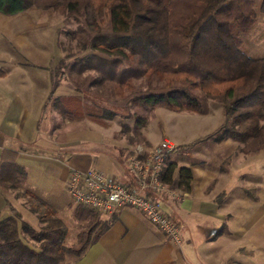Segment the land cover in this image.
<instances>
[{"label": "trees", "instance_id": "obj_1", "mask_svg": "<svg viewBox=\"0 0 264 264\" xmlns=\"http://www.w3.org/2000/svg\"><path fill=\"white\" fill-rule=\"evenodd\" d=\"M257 7L255 0H0L3 15L45 11L74 22L66 35L84 55L66 66L62 59L56 68V73L63 68L64 78L54 90L66 81L74 91L54 101L64 118L122 113L134 119L132 127L122 124L134 146L140 140L146 144L142 129L158 109L208 115L214 102L224 122L187 148L229 140L247 155L264 151V58H251L242 47V34L258 22L264 0ZM14 158L8 152L0 163L4 194L25 181L26 172ZM176 170V164L168 165L163 182L170 184ZM192 179L190 168L179 169L186 191ZM25 195L43 226L36 231L13 208L14 214L0 221V264H66L108 228L101 213L76 206L72 218L81 226L76 242L68 245L62 219L38 197ZM22 232L39 247L29 245Z\"/></svg>", "mask_w": 264, "mask_h": 264}, {"label": "crops", "instance_id": "obj_2", "mask_svg": "<svg viewBox=\"0 0 264 264\" xmlns=\"http://www.w3.org/2000/svg\"><path fill=\"white\" fill-rule=\"evenodd\" d=\"M13 38L26 61L0 69V163L11 152L24 168L25 181L17 190L36 197L37 186L53 195L59 189L67 193L70 172L88 169L134 187L127 166L130 145L108 138L91 120H85L89 125L84 127L49 108L56 99L72 96L58 94L66 81L54 90L56 68L63 59L58 42L51 54L26 33ZM242 41L249 57L264 58V12ZM223 122L221 110L217 125L205 137ZM179 151L169 155L163 170L162 175L171 163L177 166L166 184L169 191L153 197L180 226L182 244L171 243L140 211L123 208L101 214L106 231L80 258L66 264H264V151L247 155L229 140ZM182 167L193 173L188 191L179 182ZM10 197L0 189V221L18 209ZM75 207L73 203L68 208L71 218Z\"/></svg>", "mask_w": 264, "mask_h": 264}, {"label": "rangeland", "instance_id": "obj_3", "mask_svg": "<svg viewBox=\"0 0 264 264\" xmlns=\"http://www.w3.org/2000/svg\"><path fill=\"white\" fill-rule=\"evenodd\" d=\"M261 1L262 0H255L258 6L257 8H259ZM74 29L75 24L72 20L66 21L56 13L28 11L14 16H7L0 13V69H12L16 66V63L18 64L26 61L22 58V55L16 51L17 49L13 38L16 35L22 34V32L26 33L27 37L32 39L31 41L36 42L38 46L48 48L51 54L53 52V47L58 42L57 46L61 50L63 59L65 60L64 66L71 64L73 59L84 55L76 47V42L71 41L68 35H66V33H72ZM243 35L244 34H242V36ZM51 54H49V58L53 57ZM47 61L50 63V60ZM46 65L48 66V62L44 64V66ZM63 71L62 67L58 69L56 73V82L62 79ZM73 93L74 91L68 82L64 83L58 92V94H62L63 96L73 95ZM210 105L211 112L208 115L176 113L166 109H158L154 116L149 118L146 126L142 129L146 144L140 140L137 141L139 143L134 146L128 143L126 134L122 129V124L132 127L134 119L124 118L122 113H119L116 118L84 117L76 118L75 120L80 121L79 124L84 127L89 125L85 123V120L93 121L98 127H102L107 131L106 136L108 138L122 141L126 146L130 145V150L132 149L130 154H132L133 150L138 146H142L145 151L151 150L149 152H152L165 138L175 142L174 144L177 146V149L180 150L179 152H182L187 150V147L192 145L193 142L205 138L204 134L210 132V130L217 125L218 118H221L220 106L214 102H211ZM49 108L52 111H56L54 103L50 104ZM99 115L106 116L103 112ZM115 136L117 138H115ZM207 136L208 135H206V137ZM146 146H149V149H147ZM34 189L37 191L36 193L40 195L38 198L56 213V217L61 218L64 222L69 236L66 244H74L76 242V234L80 227L79 223L74 222L70 217L68 208L70 204L73 203L66 191L59 189L58 193L53 195L48 193V190L44 187L37 186L34 187ZM7 194L11 196V200L14 202L16 208H18L15 209V211L21 215L22 221L36 231H39L43 223L38 219L36 214L30 212L29 198L19 190H10ZM41 211L43 210L41 209ZM13 214L14 212H12V215ZM21 237L32 247H39V243L32 240L26 233L22 232Z\"/></svg>", "mask_w": 264, "mask_h": 264}, {"label": "built area", "instance_id": "obj_4", "mask_svg": "<svg viewBox=\"0 0 264 264\" xmlns=\"http://www.w3.org/2000/svg\"><path fill=\"white\" fill-rule=\"evenodd\" d=\"M176 149L174 142L167 138L149 153L142 146L136 147L127 159L134 187L96 169L72 170L67 182V193L76 206L101 214H113L123 208L136 209L171 243L180 246V226L164 212L161 201L153 197L169 191L162 180V174L169 155Z\"/></svg>", "mask_w": 264, "mask_h": 264}]
</instances>
